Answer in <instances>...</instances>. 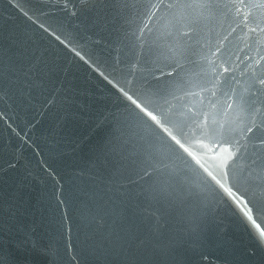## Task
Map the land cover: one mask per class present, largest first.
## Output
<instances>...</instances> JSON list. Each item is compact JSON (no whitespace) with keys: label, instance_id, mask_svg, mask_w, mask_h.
<instances>
[{"label":"water","instance_id":"obj_1","mask_svg":"<svg viewBox=\"0 0 264 264\" xmlns=\"http://www.w3.org/2000/svg\"><path fill=\"white\" fill-rule=\"evenodd\" d=\"M0 264H264V0H0Z\"/></svg>","mask_w":264,"mask_h":264},{"label":"snow or ice","instance_id":"obj_2","mask_svg":"<svg viewBox=\"0 0 264 264\" xmlns=\"http://www.w3.org/2000/svg\"><path fill=\"white\" fill-rule=\"evenodd\" d=\"M196 3L200 4L202 7L204 8H207L208 10L211 9V6L213 5L214 3V0H195ZM177 3L180 4V5H184L185 7H190L191 4L193 3V0H177ZM191 23L192 24H195L196 23V20L195 19H192L191 20ZM139 107V105H138ZM148 115L151 116V113H147ZM153 120L156 119L155 116H152L151 117Z\"/></svg>","mask_w":264,"mask_h":264}]
</instances>
